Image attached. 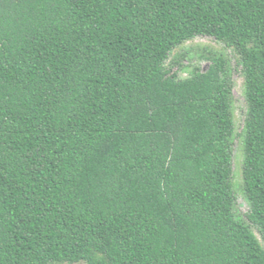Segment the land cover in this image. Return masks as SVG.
<instances>
[{
  "label": "trees",
  "instance_id": "trees-1",
  "mask_svg": "<svg viewBox=\"0 0 264 264\" xmlns=\"http://www.w3.org/2000/svg\"><path fill=\"white\" fill-rule=\"evenodd\" d=\"M201 35L244 77V216L230 60L167 64ZM254 229L264 0H0V264H264Z\"/></svg>",
  "mask_w": 264,
  "mask_h": 264
},
{
  "label": "rangeland",
  "instance_id": "rangeland-1",
  "mask_svg": "<svg viewBox=\"0 0 264 264\" xmlns=\"http://www.w3.org/2000/svg\"><path fill=\"white\" fill-rule=\"evenodd\" d=\"M208 52H222L230 60L233 69V95H232V109L235 121V135L233 142V186L236 195L235 208L236 212L244 216L248 212L249 204L245 199L242 189V163H243V150H242V128L244 124V117L246 111V101L244 96V77L236 61V54L231 47L226 46L223 42L216 40L211 36H196L192 40L185 42L180 47L176 48L169 56L167 64L173 66V70L179 71L181 76H187L192 66H199L205 69L208 66V61L202 55ZM183 54L187 58H183ZM179 61L185 66L182 70L180 66L173 64ZM257 237L260 239L264 246L259 232L254 229Z\"/></svg>",
  "mask_w": 264,
  "mask_h": 264
}]
</instances>
